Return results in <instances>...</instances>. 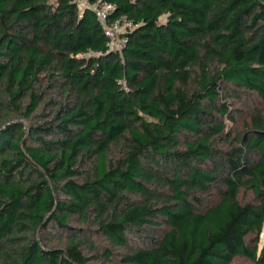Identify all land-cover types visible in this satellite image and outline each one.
<instances>
[{"label":"trees","instance_id":"16d2710c","mask_svg":"<svg viewBox=\"0 0 264 264\" xmlns=\"http://www.w3.org/2000/svg\"><path fill=\"white\" fill-rule=\"evenodd\" d=\"M101 3L135 25L120 49ZM242 93L264 100V0H0V264H106L37 238L72 217L123 264H264V116L224 122Z\"/></svg>","mask_w":264,"mask_h":264},{"label":"rangeland","instance_id":"374dc122","mask_svg":"<svg viewBox=\"0 0 264 264\" xmlns=\"http://www.w3.org/2000/svg\"><path fill=\"white\" fill-rule=\"evenodd\" d=\"M86 0H78L79 4H84ZM51 104H45L43 110H37L35 118L33 120H27L25 118H18L19 121L24 122L26 125L28 122H37L49 120L51 116L47 117L50 110ZM229 107L232 110H236L238 113L231 112L234 116V121H227L224 119L225 124L227 125L226 130L230 136H240L247 128H249L250 118L252 114L261 113L264 116V100L256 95V93H242L239 100H231ZM220 144V143H219ZM219 146V145H218ZM223 146V145H220ZM199 165V164H198ZM209 165V164H208ZM214 191V190H212ZM243 195L242 192L240 194ZM207 197H210L209 199ZM216 196L214 193H206L199 195L198 199H193L192 203L195 207L200 206V202L206 203L214 199ZM137 201H141L142 198L135 197ZM158 221V220H157ZM67 224L75 229L74 232L71 230H58L60 226L56 223H51L44 230L40 231L37 234V238L45 241L49 246L61 247L63 248L68 239L71 237H83L87 236L91 239L89 245H84V252L88 255L98 252L102 254L104 252H111V257L105 261L106 264H123L120 257L124 255L127 250L125 248H118L111 245L107 239H105L99 232L95 231L96 227L92 222H84L77 217H72V219L67 222ZM79 229V230H78ZM159 229H156V231ZM154 234L150 233L149 235ZM148 235V236H149ZM148 236L144 235H129L128 237V246L131 248H137L145 246L148 243ZM264 245V229L259 236L258 248ZM89 263H96L95 259L90 260ZM233 264H249L246 259L237 258Z\"/></svg>","mask_w":264,"mask_h":264},{"label":"built area","instance_id":"2783aa9c","mask_svg":"<svg viewBox=\"0 0 264 264\" xmlns=\"http://www.w3.org/2000/svg\"><path fill=\"white\" fill-rule=\"evenodd\" d=\"M112 8L113 6L110 4L101 3L100 6L97 5L95 7V13L98 20L102 23L107 37L106 45L110 49H120L125 44V32L131 31L135 25L124 16L111 22H106L107 14Z\"/></svg>","mask_w":264,"mask_h":264}]
</instances>
